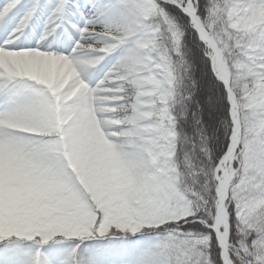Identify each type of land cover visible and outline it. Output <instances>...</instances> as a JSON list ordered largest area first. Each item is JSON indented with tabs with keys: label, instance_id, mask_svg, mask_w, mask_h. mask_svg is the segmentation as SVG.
<instances>
[{
	"label": "snow or ice",
	"instance_id": "1",
	"mask_svg": "<svg viewBox=\"0 0 264 264\" xmlns=\"http://www.w3.org/2000/svg\"><path fill=\"white\" fill-rule=\"evenodd\" d=\"M0 264H264V0H0Z\"/></svg>",
	"mask_w": 264,
	"mask_h": 264
}]
</instances>
